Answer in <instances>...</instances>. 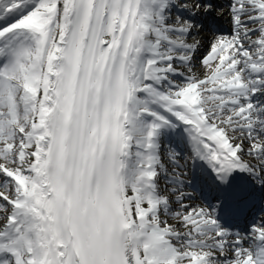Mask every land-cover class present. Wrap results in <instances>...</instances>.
<instances>
[{
	"label": "snow or ice",
	"instance_id": "1",
	"mask_svg": "<svg viewBox=\"0 0 264 264\" xmlns=\"http://www.w3.org/2000/svg\"><path fill=\"white\" fill-rule=\"evenodd\" d=\"M0 264H264V0H0Z\"/></svg>",
	"mask_w": 264,
	"mask_h": 264
},
{
	"label": "rangeland",
	"instance_id": "2",
	"mask_svg": "<svg viewBox=\"0 0 264 264\" xmlns=\"http://www.w3.org/2000/svg\"><path fill=\"white\" fill-rule=\"evenodd\" d=\"M204 51H205V50H204ZM168 148H169V146L164 145V146H163V149H161V153H162V154H165V157L168 158V160H171V159L169 158V155H168ZM187 155H188V154L184 151V152H183V155H182L181 157H179V158H181V159L178 158L179 163L185 165L184 169L182 170V169H180V167H176V168H175L176 173H179V174L181 175V178H182L185 182H187V179H188V174H187V175H184V173H187V162H188V160H187ZM173 168H174V165H172V163H171V161H170V162L168 163V165H167V169H168L169 174H173ZM162 183H165L164 180H162ZM167 186L171 187V185H167ZM185 190H186V189H185ZM189 202H192V200L189 201ZM174 207H178V205H174Z\"/></svg>",
	"mask_w": 264,
	"mask_h": 264
},
{
	"label": "bare ground",
	"instance_id": "3",
	"mask_svg": "<svg viewBox=\"0 0 264 264\" xmlns=\"http://www.w3.org/2000/svg\"><path fill=\"white\" fill-rule=\"evenodd\" d=\"M223 2H226V0H224ZM219 22L220 23H222V24H224V23H226L228 26H229V28L231 29V25H230V23H229V20H228V18H227V16H225V17H223V18H221L220 20H219ZM229 32V29H228V31H226V34ZM203 39L205 40V47L204 48H201V50H200V54L201 55H203V54H206V47H207V44H206V42L208 41V40H210L211 39V36H209V35H207V34H204L203 35ZM205 50V51H204ZM197 68H199V65H197ZM162 149H163V147H162ZM161 159H162V162L165 164V166L167 167V165H168V163L170 162V160H168V158H166L165 157V154H162L161 153ZM172 162V161H171ZM178 164H179V167H180V169H184V167H185V165L184 164H181V163H179L178 162ZM162 180L163 179H161V181H160V187H161V189H164L165 188V183H162ZM185 183H187V182H185ZM169 189L171 188V187H169V186H167ZM195 198V197H194ZM173 199H174V197H173ZM189 203H191V204H193V205H198L197 204V201L196 202H189ZM173 207H174V205H173ZM170 222H172V221H170Z\"/></svg>",
	"mask_w": 264,
	"mask_h": 264
}]
</instances>
